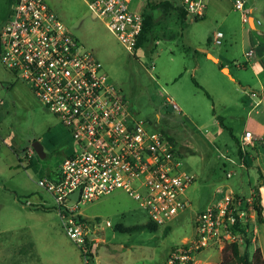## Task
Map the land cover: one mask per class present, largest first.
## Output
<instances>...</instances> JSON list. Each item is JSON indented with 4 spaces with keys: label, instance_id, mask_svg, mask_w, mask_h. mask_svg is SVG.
Returning a JSON list of instances; mask_svg holds the SVG:
<instances>
[{
    "label": "rangeland",
    "instance_id": "obj_1",
    "mask_svg": "<svg viewBox=\"0 0 264 264\" xmlns=\"http://www.w3.org/2000/svg\"><path fill=\"white\" fill-rule=\"evenodd\" d=\"M163 1L131 0L129 9L148 12L150 6L159 7ZM45 2L83 47L101 61L136 116L144 118L149 129L163 131L172 140L179 153L180 168L194 178L185 188L186 208L168 227L118 229V224L149 220L147 211L122 189L78 203L79 214L98 225L97 231L89 235L93 239L90 252L84 255L79 244L65 233L54 196L37 183L66 154L77 150L76 143L30 86L0 60V264H121L118 256L134 261L128 264H165L168 250L179 244L183 236L194 234L196 213L204 208L216 188L233 181L241 172L235 167L233 176H225V170L232 165L223 155L224 148L229 147L230 153L236 155L249 116L264 122L260 86L254 83L251 66H243L240 52V29L245 27L247 46L250 27L228 2L211 18L207 15L194 20L188 16L184 27L175 22L171 10H165L162 21L167 27L155 31L156 39L150 34L132 53L101 17L92 14L86 0ZM256 5L259 13L255 10L254 16L260 23L258 30L252 31L259 35L264 32V0H256ZM9 12L10 0H0V28ZM225 14L233 18L235 35L222 43L207 41L211 30L225 28ZM224 47H229L230 53L222 59L230 65L232 78L205 57L207 50L218 55ZM196 58L200 64L193 69ZM168 99L176 102L180 110L175 112ZM218 119L230 128L224 126L216 138L213 132ZM34 140L42 143L45 155L40 156L33 149L31 158L19 161L17 156L23 155ZM249 147L248 151L255 153L256 148ZM258 176L257 166L251 165L245 184L248 178L255 180ZM106 220L111 225H105ZM246 237L251 243L250 254H261L264 264V222L255 215ZM244 244H239L240 251ZM221 253V249L208 246L196 258L198 264H217Z\"/></svg>",
    "mask_w": 264,
    "mask_h": 264
},
{
    "label": "built area",
    "instance_id": "obj_2",
    "mask_svg": "<svg viewBox=\"0 0 264 264\" xmlns=\"http://www.w3.org/2000/svg\"><path fill=\"white\" fill-rule=\"evenodd\" d=\"M130 1L86 0L92 14L101 17L134 53L143 16L129 9ZM182 3L192 15L202 16L207 0ZM233 5L247 21L250 10L245 0H234ZM222 37L223 31L216 30L214 43H221ZM0 60L30 86L76 143L77 150L63 157L53 175H43L37 183L54 196L65 233L84 255L89 251L87 241L93 240L89 235L98 225L79 214L80 202L122 189L147 211L151 221L162 226L186 208L184 192L194 175L180 168L173 143L163 131L149 129L147 121L136 116L101 61L83 47L45 0H10L8 18L0 29ZM168 100L175 112L180 110ZM252 140V131L246 130L240 145ZM33 149L21 157L31 158ZM227 152L225 148L223 154ZM232 174V170L225 172L226 177ZM76 189L73 198L70 194ZM254 198V191L238 194L221 185L217 197L196 213L194 234L169 250L165 264H198L197 254L208 246L220 250L229 243H243L255 215ZM105 225H111L110 221Z\"/></svg>",
    "mask_w": 264,
    "mask_h": 264
},
{
    "label": "crops",
    "instance_id": "obj_3",
    "mask_svg": "<svg viewBox=\"0 0 264 264\" xmlns=\"http://www.w3.org/2000/svg\"><path fill=\"white\" fill-rule=\"evenodd\" d=\"M163 2H165V4L162 5L161 7L159 5H158L159 7L150 6V7H152L151 11H148V12H145V11L141 12L140 11L142 16H144V15H150L151 16L152 25L150 28L151 29L150 33H151V36H153V39H156L158 37L157 34H155V31L162 29L164 26L167 27L165 22L163 23V21H162L164 18L163 16H165V13H164L165 10H167V11L171 10V12L174 14L173 18L175 19V22L181 24L182 27H184L187 23V17L188 16H190L194 20L202 19L203 17H205L207 15L211 18L215 15L217 10L219 11V10L223 9L222 6L226 2L230 3L233 7V0H207L204 14L202 16H194L185 8V6L182 3V0H179V2H174L171 0H164ZM146 4L149 6L150 2L147 1ZM245 4H246V6H248L250 13H249L247 21H244V22H246L248 24V26L250 27V29H249L250 31H247V33H248V35H247L248 44H247V46H245V41H244V28L245 27L244 28L241 27V29H240V32H241L240 33V36H241L240 52H242L243 59H244V60H242V64H243V66H246L247 64L251 66L250 68H251L252 72L254 73V78H255L254 83L259 84L260 89H261V100H263V102H264V32L260 31L259 35H256V33H253V31H252V30H254L256 32L258 30V23L256 22L257 19L254 16L255 10H256V13H259L257 11L256 0H245ZM160 9H162V10L160 11ZM238 18L241 19L240 13H239ZM222 20H224L225 28L216 29V30L223 31V37H222L221 43L223 41H227L232 35H235V33H236V30H234L233 26H231L232 22H233L232 17L228 18V14H225L222 17ZM216 30L210 31V34L208 35L207 41H210V42L212 41L214 43L213 34ZM197 42L200 43V40H197ZM249 50H252V54H248ZM226 53H228V54L230 53L229 47L228 48L224 47L223 52H220L218 55H214V54L210 53V51L207 50L205 52V57L209 58L211 60V62L213 64H215V67H217V69L219 71H221L223 73L230 74V70H231L230 65L228 63L223 62V59H222L225 57L224 55H226ZM211 55L214 56L216 59H213L211 57ZM199 64H200V61H199V59L196 58L195 63L192 65V68L193 69L197 68ZM236 65L240 67V65H238V64H236ZM210 66H212V65H210ZM222 67H225L223 69L224 71L222 70ZM230 77L232 78L231 74H230ZM247 85H249V83H247ZM253 94H254V92L252 91L251 95H253ZM247 121H248V124H247V127L245 128L244 131H246V130L252 131V133H253L252 142L247 143L248 145H245L243 147H241V145H239L240 148H238L236 155H232L230 153L229 147H225L228 149L227 155L223 154L225 156V158L228 160V163L232 165V167L228 168L227 170L233 171V169L235 167H239L241 169V172L239 174H237L238 176H236V177L234 176L233 181H231L229 183L226 182V183L220 184L219 187L216 188V193L211 197V199L207 202V204L209 202L213 201L217 197L218 189L220 188L221 185L229 186L238 194H248L251 191L255 192L256 190H258V192L260 194V202L262 205V214L264 217V179H259V176H258V178L255 177V180L252 178H250V179L248 178V180H246L247 184H245V179H246L245 174L247 173V175H248V170H249V167L251 165L257 166L258 173L261 172L264 174V148L260 147V146L264 145V122L259 123L255 120H253V118H251V116H249L247 118ZM224 126L227 129L230 128L229 126H226L223 124V120L218 119L217 123L214 127L213 136L217 138L222 133V131L224 130V128H225ZM64 129H65V127H64ZM65 130H67V129H65ZM169 140L172 142V140L170 138H169ZM248 146H250L249 148H254V149L256 148L255 153L249 152L247 149ZM223 152H224V150H223ZM17 157H18L19 161H23V159L26 158V157H21V155H19ZM55 168L51 169L50 171H48L47 173H45L43 175L52 176ZM227 170H225V172ZM234 171H235V169H234ZM234 171H233V173H234ZM231 176H233V175H231ZM230 177H227V178H230ZM168 225L165 227H168ZM256 230H257V227H256ZM185 236H183V238ZM94 240H99V239L95 238ZM168 252H169V250H168ZM168 252L165 255V259H166ZM218 262H217V264H218ZM118 263L128 264V263H134V261H131L130 258H127L125 260V258H120L118 256ZM164 263H165V261H164Z\"/></svg>",
    "mask_w": 264,
    "mask_h": 264
},
{
    "label": "trees",
    "instance_id": "obj_4",
    "mask_svg": "<svg viewBox=\"0 0 264 264\" xmlns=\"http://www.w3.org/2000/svg\"><path fill=\"white\" fill-rule=\"evenodd\" d=\"M165 2H161L159 5H164ZM151 16L144 15L143 16V24L140 33L137 37L136 42V49L142 46L150 37L151 31ZM259 179H264V174L259 172ZM254 206H255V217L259 222H264V217L262 214V205L260 202V194L258 190L255 191V198H254ZM158 225L151 221L150 219L144 223L133 224V225H123L118 224L117 228L122 231H133L138 230L144 227L155 229ZM92 240L87 241L88 247L90 246ZM245 244L243 251H240L238 243H229L223 246L221 249V260L218 264H263V259L261 254L257 252L249 251L250 240L248 237L245 236ZM90 252V249H89Z\"/></svg>",
    "mask_w": 264,
    "mask_h": 264
},
{
    "label": "water",
    "instance_id": "obj_5",
    "mask_svg": "<svg viewBox=\"0 0 264 264\" xmlns=\"http://www.w3.org/2000/svg\"><path fill=\"white\" fill-rule=\"evenodd\" d=\"M211 57L213 59H216L214 56L211 55ZM225 67H222V70L224 69ZM224 71V70H223ZM31 146L34 148V150L40 155V156H44L45 155V152L43 150V145L42 143L39 141V140H34L32 141L31 143ZM77 193H78V189H76L74 192H72L70 194V196H72L73 198H76L77 196Z\"/></svg>",
    "mask_w": 264,
    "mask_h": 264
}]
</instances>
